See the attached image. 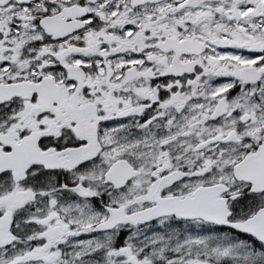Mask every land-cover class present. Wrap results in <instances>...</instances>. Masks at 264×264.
Masks as SVG:
<instances>
[{"label": "snow or ice", "instance_id": "obj_1", "mask_svg": "<svg viewBox=\"0 0 264 264\" xmlns=\"http://www.w3.org/2000/svg\"><path fill=\"white\" fill-rule=\"evenodd\" d=\"M0 264H264V0H0Z\"/></svg>", "mask_w": 264, "mask_h": 264}]
</instances>
